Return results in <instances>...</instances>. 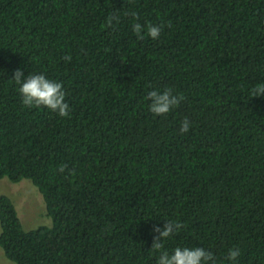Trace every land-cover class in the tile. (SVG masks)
Listing matches in <instances>:
<instances>
[{"label": "trees", "instance_id": "trees-1", "mask_svg": "<svg viewBox=\"0 0 264 264\" xmlns=\"http://www.w3.org/2000/svg\"><path fill=\"white\" fill-rule=\"evenodd\" d=\"M137 22L160 25L159 39L138 40ZM16 69L61 82L70 118L23 107ZM260 84L264 0H0V180L30 181L51 219L24 231L0 195L5 258L156 264L152 229L173 220L184 228L169 253L233 264L236 247L235 264H264ZM165 88L185 99L153 117L147 92Z\"/></svg>", "mask_w": 264, "mask_h": 264}, {"label": "clouds", "instance_id": "clouds-1", "mask_svg": "<svg viewBox=\"0 0 264 264\" xmlns=\"http://www.w3.org/2000/svg\"><path fill=\"white\" fill-rule=\"evenodd\" d=\"M132 16L139 21L136 13H132ZM114 21L119 22V16L115 13L106 18L105 26L114 27ZM132 31L138 40L143 41L146 37L158 40L162 27L151 23L142 25L137 22L132 25ZM70 59V56L64 57L66 62ZM12 79L19 85L18 94L23 107L46 108L61 118H70L71 108L66 102L67 93L61 82L51 80L43 74L25 76L20 69L14 71ZM261 96H264V84L255 86L250 92V98ZM146 99L150 102L148 110L153 117H166L180 106L185 97L182 94H174L171 88H165L163 91L159 89L148 91ZM190 127L191 122L185 117L180 123V134H186ZM183 228L184 225L181 222L173 220H165L162 229L153 227L152 230L156 235L153 236L150 249L159 253L156 264H217L215 255L202 247H176L171 253L165 250V242L176 236ZM239 256L240 249L233 247L228 250L226 259L235 264Z\"/></svg>", "mask_w": 264, "mask_h": 264}, {"label": "rangeland", "instance_id": "rangeland-1", "mask_svg": "<svg viewBox=\"0 0 264 264\" xmlns=\"http://www.w3.org/2000/svg\"><path fill=\"white\" fill-rule=\"evenodd\" d=\"M0 195L10 198L24 231H30L40 226H51L41 193L28 180L11 183L8 179L0 180ZM0 264H15L5 258L0 249Z\"/></svg>", "mask_w": 264, "mask_h": 264}]
</instances>
